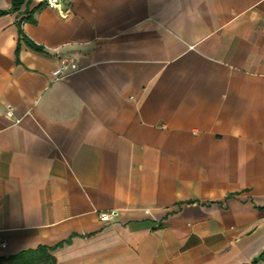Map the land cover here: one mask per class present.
<instances>
[{
	"label": "crops",
	"instance_id": "0c3cea01",
	"mask_svg": "<svg viewBox=\"0 0 264 264\" xmlns=\"http://www.w3.org/2000/svg\"><path fill=\"white\" fill-rule=\"evenodd\" d=\"M46 1L0 18V258L264 264V0Z\"/></svg>",
	"mask_w": 264,
	"mask_h": 264
},
{
	"label": "trees",
	"instance_id": "16d2710c",
	"mask_svg": "<svg viewBox=\"0 0 264 264\" xmlns=\"http://www.w3.org/2000/svg\"><path fill=\"white\" fill-rule=\"evenodd\" d=\"M33 0H13L12 7L9 10L0 11V18L9 15L15 14L22 10V8L27 4L30 5ZM63 3H67L68 0H60ZM48 6V2L41 4L37 11L42 10ZM28 21L35 22L32 17ZM21 40L24 41L30 48L37 52H44V49L36 45L23 31L22 23L19 24ZM64 246V244L55 247H40L37 250H30L22 252L18 255L9 257V258H0V264H57L56 259L52 256V253L57 249Z\"/></svg>",
	"mask_w": 264,
	"mask_h": 264
},
{
	"label": "built area",
	"instance_id": "2783aa9c",
	"mask_svg": "<svg viewBox=\"0 0 264 264\" xmlns=\"http://www.w3.org/2000/svg\"><path fill=\"white\" fill-rule=\"evenodd\" d=\"M47 2L49 7L55 9L60 8L62 5V2L60 0H47ZM80 70L81 66L74 57H64L61 59V65L59 66V68L54 71L55 81H61L69 75L74 74ZM7 116L11 119H15V109L12 106H9L7 108ZM16 122L19 123L20 121L17 120ZM101 219L104 222H109L112 220V215L108 213L101 214Z\"/></svg>",
	"mask_w": 264,
	"mask_h": 264
}]
</instances>
